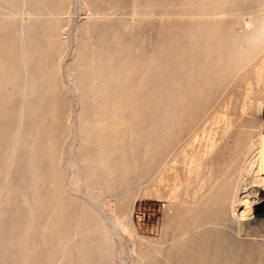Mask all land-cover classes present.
<instances>
[{
    "label": "bare ground",
    "instance_id": "obj_1",
    "mask_svg": "<svg viewBox=\"0 0 264 264\" xmlns=\"http://www.w3.org/2000/svg\"><path fill=\"white\" fill-rule=\"evenodd\" d=\"M70 1L0 0V264H91L101 257L99 243H86L92 230L61 212L54 198L50 129L61 112V90L74 106L70 136L88 134L84 146L64 143L69 188L73 169L88 187L102 190L111 183L128 201L140 180L163 164L158 180L167 183L172 203L168 243L153 251L163 264H264V243L242 236L259 200L252 192L264 196V145L257 142L237 168L220 174V164L248 139L243 123L233 131L226 118V141L210 132L190 152L198 144L200 112L213 97L232 82L245 89L264 83V0L173 1L160 41L149 50L132 47L138 37L128 38L141 32L148 14L135 25L120 22L125 36L109 42L111 21L91 16L75 27L88 50L69 62V50L58 47ZM79 1L73 3L81 6ZM95 1L82 5L92 8ZM19 13L27 17L8 16ZM253 111L252 122L263 126L260 103ZM250 184L256 185L253 191ZM91 191L79 194L119 237L115 220Z\"/></svg>",
    "mask_w": 264,
    "mask_h": 264
},
{
    "label": "rangeland",
    "instance_id": "obj_2",
    "mask_svg": "<svg viewBox=\"0 0 264 264\" xmlns=\"http://www.w3.org/2000/svg\"><path fill=\"white\" fill-rule=\"evenodd\" d=\"M83 1H79L81 3L80 6L75 4L77 0H74L75 3H73V0H71V12L69 11L70 13L68 15L66 14L62 16L68 18V21L63 27L60 39L62 44L58 47V49L62 50V52L63 50H69V62L75 58L76 54H78V57L81 58L84 51L88 50V47L85 46L86 44H84L83 41H81L83 43H79L81 32L75 30V27L86 22V20L91 16L96 17L101 15L100 18L102 17V19H109L111 21L110 32L106 35L108 37H105V42H109V39L113 36H125L122 23L120 22L135 25V20L142 13L148 14L149 19L142 25L141 32L139 33L138 31H135L132 36L128 35V38L131 37L130 39L133 38V40H136V38L138 37V41H136L134 46L132 45V47L134 48L137 47L136 49L149 50L154 48L160 41L159 32L162 24L161 22L163 20H166L169 14L174 12V10H172L169 6H171L173 1L176 2L177 0H96L95 3L97 6H94L92 8H87V6L82 5ZM68 2L69 0H66V3ZM22 10L23 9H21L20 11ZM103 14L105 15V17ZM25 15V13H19L18 15L8 16H13L15 18H21L22 16L27 17ZM75 43L78 45V47ZM124 47L125 45L118 46V49L123 50ZM254 63L255 61H252L248 66L252 67ZM72 80L74 86H79L80 83L78 84L77 79L72 78ZM60 82L61 78L58 82L60 88H58L62 89ZM61 91L58 93V107L60 108V111L62 113L60 112L53 116V122L50 129V143L53 154L50 153L51 155H49V158L52 162V177L54 180H56V182L53 180L56 189L54 190L56 206L59 210H61V212L69 213L70 215L73 214L74 216H72L74 217L75 221H77L76 223H78V225L90 228L92 230L91 235L86 238V243L95 241L97 244H100V247L102 246L100 254L101 257L99 256L100 258L93 259L91 264H163L164 257H157L153 254V251L157 249H166L168 243V231L166 228L171 212L169 206L171 207L172 203L167 197V183L162 181L160 182L158 180V177L161 173V168H163V164H161L158 169L153 170L151 173H148L142 180H140V183L137 186V190L135 187L133 189V193L135 195L132 193V191L129 192V194H132L131 199L128 200L132 203L131 206L128 205V201H125L123 197L115 194L111 183H106L107 186L103 185L102 190H99L97 187L95 188L93 185L88 187L89 184L85 181V178L80 175L77 176V174L74 173L75 171L73 169L70 172L71 178H69L68 176L71 183V187L69 188L64 183L65 160L68 155L66 144H68V141H73L74 143H76V146H84L83 142L85 141V139L84 141L82 139L84 138V136L86 138L88 134H85L83 136V134L80 133L79 138L77 139H74L70 136V128L72 125V121L74 120V106L71 103L70 98L66 94H63L64 92L62 93ZM65 99L66 102H64ZM258 103H260L264 111V83L259 86L252 85L249 89H245L243 84L239 82L230 83V85H228L215 97H213V99H211V101L208 102L200 112V121L195 126V130L198 135V144L196 145V147L194 146V148L190 152H192L193 150H197L198 146L206 141L207 136L210 132H215L217 134V137L222 138L223 141H226V135L222 134V130L225 126V119L230 118L232 120V124L230 127L233 131L241 128L240 125L242 123L245 125L244 127H242V130L246 132L248 139L243 145H240L236 149V152L234 154H231V151H229L232 155L231 157H235L234 161L231 160L232 158L230 159L229 157H227L224 161L225 163L220 164L218 171L223 175V173L226 172L227 169L229 170L230 167L234 166L237 168L240 165L238 159H241L242 156L250 155L257 146V142L261 141V143L264 145V125H261L259 127L252 122L254 116L253 108ZM214 118H217L219 120L214 122ZM58 122L60 124H58ZM66 126L68 127L66 128ZM63 127V132H61V129ZM56 131L58 135L55 133ZM259 134H261L260 138ZM54 135L57 138H55ZM58 136H60V138H58ZM80 141H82V143ZM54 145H56L57 147ZM121 149L122 151H124V153L127 152L126 147H122ZM63 151L66 152V154ZM165 171L166 169L163 170V174L166 173ZM57 179L60 182H58ZM82 185L85 186L84 188L92 190L91 192L95 194L97 198L99 196L98 200L102 203L103 211L107 216H111L115 220L114 225L119 231V237L113 232V230H111L112 226H110L111 224L107 223L103 214L100 213L96 208L91 207L83 200V198H81L79 192H84V188L82 187ZM250 185L251 186L247 189L249 191H253L256 188V185ZM57 190H59L61 193ZM73 190L76 192H74ZM101 191L103 192V195ZM104 191L105 195L107 196L104 195ZM61 195H63L64 199ZM73 195L77 197H74ZM251 195L256 196L257 200H259L257 204L253 206V210L251 213L252 219L247 222L248 224L246 223V228L245 231L242 232V236L249 237L250 240L255 243H264V196H261L258 192L256 194L252 192ZM60 202L63 204H61ZM74 210H76L78 214H76V211ZM81 217L83 218V220ZM102 231L104 234L102 233ZM74 247L75 249L72 250V253H74L75 255V253H77L79 250L78 248H80V244H76ZM99 259L101 260L99 261Z\"/></svg>",
    "mask_w": 264,
    "mask_h": 264
}]
</instances>
